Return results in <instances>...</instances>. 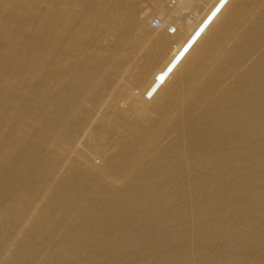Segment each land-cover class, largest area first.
Listing matches in <instances>:
<instances>
[{
	"label": "bare ground",
	"instance_id": "obj_1",
	"mask_svg": "<svg viewBox=\"0 0 264 264\" xmlns=\"http://www.w3.org/2000/svg\"><path fill=\"white\" fill-rule=\"evenodd\" d=\"M170 1L0 0V264H264V0Z\"/></svg>",
	"mask_w": 264,
	"mask_h": 264
},
{
	"label": "rangeland",
	"instance_id": "obj_2",
	"mask_svg": "<svg viewBox=\"0 0 264 264\" xmlns=\"http://www.w3.org/2000/svg\"><path fill=\"white\" fill-rule=\"evenodd\" d=\"M173 2H175V0H173V1H170V4H168L169 5V9H170V11H172L173 9L172 8H170L171 7V5H172V3ZM169 3V2H168ZM174 4V3H173ZM173 6V5H172ZM172 9V10H171ZM174 10L176 11L175 13H174V11H172V13H174V16H171V23L173 24L176 20H178L179 18H182L183 16H186V15H188L189 14V11H183L182 13H181V11H177L176 10V8H174ZM186 12L188 13V14H186ZM164 13H159V12H156V13H154L152 16H151V20L149 19V25H150V27H152L153 28V30H158V28L160 27L159 25H162V23H163V21H164V19L165 18H167V20H168V17H166L167 15L166 14H164L165 15V17H164V15H163ZM175 14H177V16L175 15ZM157 15V16H156ZM178 15L180 16V17H178ZM155 16V17H154ZM161 16V17H160ZM160 17V18H159ZM163 17V18H162ZM178 17V18H177ZM162 18V19H161ZM170 21V20H169ZM171 23H170V25H171ZM174 24L173 25H171V30H170V32L172 33L175 29H174Z\"/></svg>",
	"mask_w": 264,
	"mask_h": 264
}]
</instances>
